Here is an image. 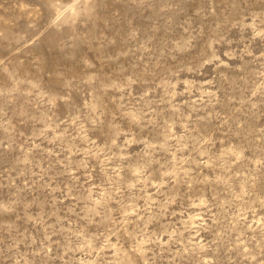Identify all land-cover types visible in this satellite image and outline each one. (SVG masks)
<instances>
[{"label": "rangeland", "instance_id": "obj_1", "mask_svg": "<svg viewBox=\"0 0 264 264\" xmlns=\"http://www.w3.org/2000/svg\"><path fill=\"white\" fill-rule=\"evenodd\" d=\"M0 264H264V0H0Z\"/></svg>", "mask_w": 264, "mask_h": 264}]
</instances>
